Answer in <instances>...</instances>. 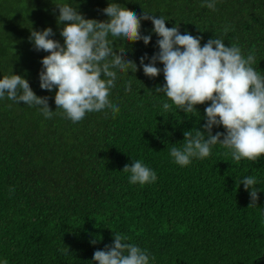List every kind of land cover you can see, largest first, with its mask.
Segmentation results:
<instances>
[{"label":"trees","instance_id":"obj_1","mask_svg":"<svg viewBox=\"0 0 264 264\" xmlns=\"http://www.w3.org/2000/svg\"><path fill=\"white\" fill-rule=\"evenodd\" d=\"M207 2L0 0V79L21 75L37 96L49 97L54 111L46 119L39 106L0 98V264H96L94 252L112 245L114 233L147 250L149 264H264V155L237 163L218 143L188 166L173 162L170 149L182 147L185 131H203L210 102L188 114L175 105L163 110L171 103L155 93L165 84L163 64L157 61L155 78L140 65L141 57L148 64L159 51L151 20H141L140 30L151 36L149 44L114 42L117 54L125 47L138 69H113L109 99L120 109L114 118L105 109L74 123L56 109L57 89L43 90L39 80L41 60L50 53L29 40L31 30L50 27L49 38L64 44L55 4L105 21L102 10L118 3L138 16L164 17L166 27L202 37L201 46L213 38L238 45L245 58L254 53L252 67L264 76V0H215V10L201 7ZM136 160L156 173L155 182L129 183L122 170ZM249 176L259 197L252 207L251 189L240 183Z\"/></svg>","mask_w":264,"mask_h":264},{"label":"clouds","instance_id":"obj_2","mask_svg":"<svg viewBox=\"0 0 264 264\" xmlns=\"http://www.w3.org/2000/svg\"><path fill=\"white\" fill-rule=\"evenodd\" d=\"M55 5L59 10L57 22L64 23L60 32L64 44L49 38L54 35L50 27L43 31L31 30L29 40L37 51L50 53L41 60L40 88L57 89L56 109H62L66 118L75 123L86 113L105 109L111 110L115 117L120 109L109 99L117 78L113 69L121 72L138 69L136 63L124 55L125 47L119 48L117 54L114 42L122 38L128 43L143 40L145 45L149 44L151 36H142L140 30L141 20H151L153 32L159 37L156 42L159 51L148 64L144 63L147 55L141 57L140 65L146 76L155 78L161 72L155 66L157 61L163 64L165 84L155 88V93H163L171 101L163 103V110L168 112L175 105L188 114L197 112L196 105L210 102L205 108L203 131L196 130L195 135L191 130L185 131L182 147L170 149L173 162L188 166L192 158L208 157L211 147L218 143L230 150L237 163L242 158L256 162L264 155V76L252 67L254 53L245 58L238 45L225 46L221 38L209 39L201 46L202 37L181 34L179 26L166 27L164 17L157 18L146 12L138 16L118 3H109L102 10L108 17L105 21L86 19L68 4ZM201 7L215 10V0ZM227 32L225 28L224 33ZM130 90L131 81L126 85V91ZM5 94L16 103L39 106L46 119L54 114L48 104L49 97L37 96L21 75L0 79V98ZM221 125L225 132L213 135V127ZM122 171L130 174L131 184L144 185L157 179L156 173L140 160L125 165ZM240 183L245 190L251 189L249 207L255 206L259 199L254 187L256 178L245 177ZM126 241V236L114 233L113 244L95 251L93 260L96 264H149L147 250ZM91 243L95 244L96 240Z\"/></svg>","mask_w":264,"mask_h":264}]
</instances>
